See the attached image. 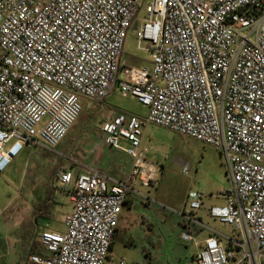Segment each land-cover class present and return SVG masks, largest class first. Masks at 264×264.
Masks as SVG:
<instances>
[{
  "label": "built area",
  "instance_id": "1",
  "mask_svg": "<svg viewBox=\"0 0 264 264\" xmlns=\"http://www.w3.org/2000/svg\"><path fill=\"white\" fill-rule=\"evenodd\" d=\"M145 1L0 0V173L25 148L56 152L84 99L102 103L119 88L148 108L143 119L119 114L103 124L105 144L132 159L124 178L60 173L73 203L65 231L41 232L47 253L30 262L106 264L127 197L145 198L140 189L158 181L144 146L154 124L216 146L226 161L232 188L208 213L238 237L226 247L209 229L196 263L264 264V0H151L137 32L151 69L123 62ZM193 196L189 208L200 210L202 195ZM188 233L181 237L194 241Z\"/></svg>",
  "mask_w": 264,
  "mask_h": 264
},
{
  "label": "rangeland",
  "instance_id": "2",
  "mask_svg": "<svg viewBox=\"0 0 264 264\" xmlns=\"http://www.w3.org/2000/svg\"><path fill=\"white\" fill-rule=\"evenodd\" d=\"M150 1L143 2L128 30L123 55V62L128 66L152 68L151 53L139 50L137 41V32L146 17V7ZM86 103L95 105L97 112L91 106L87 108L84 103L77 124L56 152L41 150L40 154H30L29 149L25 148L0 173V208L4 209L0 219V264H24L26 261L32 236V228L27 222L32 219L33 205L41 203L48 196L45 187L48 177L53 171L62 170L60 159L66 161V154H69L68 158L81 161L85 167L92 165L98 168L106 163L103 150L106 153L110 151L109 147L104 146L101 132L105 118L116 113L139 117L147 114L146 107L131 94H123L119 88L109 94L105 105L89 99ZM144 146L149 149L148 161L158 168V181L149 188L140 189L145 196L136 198L140 208V224L130 232L119 233L106 264H121V261L124 264H195L191 260L199 250L196 242L209 236L210 230L229 238L238 237V231L233 226L210 217L207 210L212 205H225L223 194L232 188L226 161L219 148L193 138H183L157 125L150 126ZM186 164L190 166L189 174L183 172ZM51 167L54 169L50 170ZM55 180V210L48 218H39L38 224L32 219L39 230L36 236L38 242V235L45 230L64 232L65 217L72 210L70 194L61 191L58 177ZM193 194L202 195V209L192 211L189 208ZM183 213L199 219L208 229L202 228L200 234H192L189 231L191 225L182 216ZM145 217L152 218V233L141 229V220ZM25 221L26 225L23 226ZM185 231L195 240L182 238L181 233ZM129 236L133 244L127 245ZM224 240L228 244V240Z\"/></svg>",
  "mask_w": 264,
  "mask_h": 264
},
{
  "label": "crops",
  "instance_id": "3",
  "mask_svg": "<svg viewBox=\"0 0 264 264\" xmlns=\"http://www.w3.org/2000/svg\"><path fill=\"white\" fill-rule=\"evenodd\" d=\"M109 97V96H108ZM107 97V98H108ZM107 98L105 99V101H103L102 103H99L100 105H105L106 104V100ZM86 100L87 99H84V103H85V106L90 107V103H86ZM91 109L94 110L95 112L96 109H95V105L94 106H91ZM147 109V114H148V108ZM119 114H125V113H116V114H112V115H109L107 116L105 119H109V118H112V117H115ZM147 114L143 117H139L137 115H134V114H125L126 116L128 117H132V116H137L139 118H145L147 116ZM79 119V118H78ZM78 121V120H77ZM76 121V122H77ZM75 122V124L73 126H75L77 123ZM151 125H154V124H149L146 126L145 128V139H146V135L148 134L149 132V129H150V126ZM72 129V128H71ZM71 131V130H70ZM69 131V132H70ZM101 132H102V136H103V140H104V133L102 131V128H101ZM69 134V133H68ZM179 135V134H177ZM68 136V135H67ZM181 136V135H179ZM183 138H187L185 136H181ZM66 139V138H65ZM64 139V140H65ZM147 141V140H146ZM105 142V141H104ZM146 143V142H145ZM148 143V142H147ZM61 145V144H60ZM147 145V144H146ZM104 146H107L110 148V151L108 153L104 152L103 150V156L106 154H108V156H110L109 158H105V161L106 163H102L101 165L98 166V168H94V166H88V167H85L82 165V162L79 161V160H74V159H71V158H68V155L69 154H66L67 155V158L68 160H71L72 162H69L66 158V161H65V167L68 171H71L73 172V174L75 173V176H78L82 173H87V172H90V171H98V172H101L111 178H118V179H122L124 178L127 173L129 172V170L131 169V166H132V159L131 157H129L128 155H126L124 152L122 151H119V150H116L106 144H104ZM148 146V145H147ZM149 147V146H148ZM67 152V151H65ZM41 152H38L36 154H40ZM106 153V154H105ZM81 167H83L84 169H82ZM138 196L134 195V194H131L127 197V200H126V203L124 205V208H123V211H122V214H121V217H120V221H119V226H118V229L116 231V234L114 236V239H113V243H112V249H113V246H114V243H115V240L117 238V236L119 235V233L121 231H126V232H130V230L132 228H134L135 226L139 225L140 224V219L141 218H138V211L140 210L138 204H137V198ZM144 205L148 206L149 204H145L143 203ZM137 205V206H136ZM214 206V205H212ZM72 207H73V203H72ZM203 207V205H202ZM202 209V208H201ZM209 209V208H208ZM207 209V210H208ZM132 211V212H129ZM128 211V212H127ZM136 215V216H135ZM153 216V215H152ZM135 217V218H134ZM152 218H149V217H145V218H142L141 222L143 224V226L141 227V229L144 231V230H148L150 233H152L153 229H151V227L153 226L152 223L150 222ZM189 231L192 232V234H200V232L202 231V228L198 227V226H194V225H191L190 228H189ZM215 231V230H214ZM221 234V233H220ZM211 236V232L209 233V236H207L206 238L202 239L201 241H198L196 242V245L199 247V250L198 252L200 251V249L204 246L205 244V240H207V238H209ZM225 237L222 238V242L223 244L226 246V247H229L230 246V241L228 240L229 237H227L226 235H224ZM131 237L129 236V241L127 242V245H130V244H133V241L132 239H130ZM148 238V237H146ZM224 239H227L228 240V244H226L225 240ZM111 249V251H112ZM111 251H110V255H109V258L111 256ZM197 252V254H198ZM196 254V255H197ZM196 255L193 256V260H191L192 262H194L195 264L196 263ZM188 262H190L189 260H187Z\"/></svg>",
  "mask_w": 264,
  "mask_h": 264
},
{
  "label": "trees",
  "instance_id": "4",
  "mask_svg": "<svg viewBox=\"0 0 264 264\" xmlns=\"http://www.w3.org/2000/svg\"><path fill=\"white\" fill-rule=\"evenodd\" d=\"M107 155V154H106ZM109 158L110 156H105V158ZM62 161V166L60 169H62L60 172H58L59 170H55L51 173V175L48 177V184H45V187L48 189V196L40 203H36L35 205H33V210H32V219L36 220L37 224L39 221V218H48V216L55 210V203H57V200L54 196V183L57 182L55 180V177H58V180L60 179V173L63 171H66L67 169L65 168V161H63L62 159H60ZM54 168L51 167L50 170H53ZM55 176H52L54 175ZM61 191H63V188L61 187ZM64 192V191H63ZM32 219H28V225L32 228V232H30L32 234V236L30 237L31 243L29 244V252H28V257L26 258V261L24 262V264H32L30 262V256L33 254H40V255H44L47 253V249L36 240V236L38 233V229L37 227L35 228V226L33 225V221ZM26 225V221L23 224V226ZM28 229V227H27ZM113 243V242H112ZM111 249H112V245H111Z\"/></svg>",
  "mask_w": 264,
  "mask_h": 264
}]
</instances>
